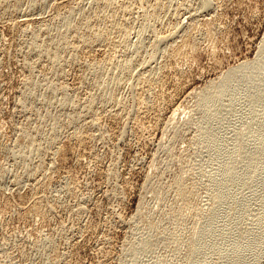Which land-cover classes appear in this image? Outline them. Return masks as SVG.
<instances>
[{
  "label": "rangeland",
  "instance_id": "374dc122",
  "mask_svg": "<svg viewBox=\"0 0 264 264\" xmlns=\"http://www.w3.org/2000/svg\"><path fill=\"white\" fill-rule=\"evenodd\" d=\"M94 1L25 0L18 10L0 8V264H251L255 257L264 264V138L259 136L264 75L238 74L214 87L232 68L259 55L264 0H212L210 9H201V0H165L171 8L167 5L160 19L151 21L155 27L142 35L139 2H148L115 0L130 1L133 11L125 9L120 16L132 48L116 56L141 60L134 59L124 82L108 81L106 71L90 68L106 57L104 43L82 44V33L66 31L62 22L68 5H74L71 20L77 22L94 11ZM112 19L104 22L110 26ZM170 27L175 38L151 56L154 35H166ZM63 30L70 45L57 49L62 69H53L46 56L36 55L35 46L55 40ZM113 35L111 40L118 39ZM139 36L143 47L135 55ZM183 39L194 50L175 64L167 52ZM151 81L159 84L148 87ZM206 90L211 99L201 103ZM92 95L96 102L87 111ZM111 97L126 108L103 103ZM76 115L80 120L73 125L69 121ZM88 116L97 118L99 128L89 125ZM76 128L82 142L75 140ZM24 133L36 145L30 154L18 146ZM205 137L220 141L216 153ZM228 168L231 176L225 174ZM41 200L52 208L48 220L33 215V203Z\"/></svg>",
  "mask_w": 264,
  "mask_h": 264
},
{
  "label": "bare ground",
  "instance_id": "6f19581e",
  "mask_svg": "<svg viewBox=\"0 0 264 264\" xmlns=\"http://www.w3.org/2000/svg\"><path fill=\"white\" fill-rule=\"evenodd\" d=\"M11 1V3H8V0H0V8H3L4 6H9V7H11V8H13L14 10H18V8L20 7V5H22V3L25 1V0H10ZM75 1V0H74ZM128 1V0H127ZM131 2H135V0H130ZM129 1V3H121V4H118L115 0H95L94 1V3H95V9H94V11L92 12L91 11V14H89V15H86V14H82L81 16H80V20H76L77 22H75V20H71V17L73 16V14L74 13H76V11H75V8H74V5L72 6L71 4L70 5H68L67 6V8L65 7V12H64V21H62L63 23H64V27L66 28L65 30L66 31H68V30H71V31H73L75 34H79L80 35V37H81V41H80V43H82V44H85V45H91V44H95V43H104V45H106L107 46V49H106V47L104 48V49H106L107 51V55H106V57L104 58V59H102L101 61H92L91 63H87L89 66H90V68H92V69H99V70H103V71H106L107 72V75H108V78H106L108 81H110V80H119V81H121V82H124V81H126L127 79H128V77H129V73H130V69H134V68H132L133 67V65H134V63L136 62V60H138L137 58L135 59V58H131V59H128L129 57H130V55H129V57L127 58V59H124V60H122V58L120 57V59L121 60H119V58H117V56H116V54L119 52V50H126V49H129L132 45H128V41H127V38L129 37H127V33L129 32H127V27L128 26H126L127 24L124 22V21H122V19H121V14H122V12H124V10L125 9H127V11L129 10V8L131 7V2ZM137 1V0H136ZM143 1V0H142ZM145 1H147L148 3H146V4H149V8L150 9H148V6H146V4H145V6L147 7V9L145 8V6H143L142 5V3L143 2H139L140 3V6H141V13H142V15H143V20H144V22L145 23H143L142 25V31L140 30V28H138L139 30H140V34L142 35V33H146V31H148V29H150V28H153V27H155L154 26V24L157 22V19H160V16H161V14L163 13V11L167 8V10H168V6L171 4H169V2H168V4H167V2L164 0H145ZM168 1V0H167ZM216 1V0H215ZM223 1V0H222ZM221 1V2H222ZM227 1H229V0H227ZM55 2V1H54ZM212 0H201V2L200 3H202V7L203 8H201V9H207V8H209L210 6H211V4H212ZM217 2H219V1H217ZM224 2V1H223ZM138 3V4H139ZM213 3H215V2H213ZM27 4V3H26ZM144 4V3H143ZM181 4V3H180ZM179 4V5H180ZM218 3H216L215 5H217ZM223 4V3H222ZM25 5V4H24ZM168 5V6H167ZM178 5V4H177ZM201 5V4H200ZM213 5V4H212ZM221 5V4H220ZM66 6V5H65ZM93 6V7H94ZM218 6V5H217ZM178 7H181V6H178ZM182 7H184V6H182ZM199 7V6H198ZM77 8V7H76ZM169 8H171L170 6H169ZM81 9V8H80ZM91 9V8H90ZM93 9V8H92ZM178 9V8H177ZM182 9V8H181ZM210 9V8H209ZM186 10V9H185ZM200 10V9H199ZM27 11H29V10H27ZM33 11V10H32ZM63 11V10H62ZM132 10L130 9L129 10V12H131ZM135 11H136V9H135ZM196 11V10H195ZM201 11V10H200ZM21 12V11H20ZM58 12H60V11H58ZM133 12V11H132ZM165 12V11H164ZM206 12V11H205ZM31 13V12H30ZM33 13V12H32ZM125 13V12H124ZM184 13V12H183ZM191 13V12H190ZM127 13H125V15H126ZM134 14V13H133ZM167 14V13H166ZM187 14H189V13H187ZM193 14V13H192ZM192 14H190V15H192ZM209 14V13H208ZM56 15H57V13H56ZM62 15V14H61ZM141 15V14H140ZM197 15H198V13H197ZM59 16V15H58ZM139 16V15H138ZM188 16V15H187ZM33 17V16H32ZM107 17H109V19H110V17L111 18H113L112 19V21L113 22H111V25L109 26V25H106V23L104 22L105 21V19L107 18ZM190 17V16H189ZM195 17V16H194ZM27 18V17H26ZM60 18V17H59ZM123 18H124V14H123ZM140 18H142V17H140ZM191 18V17H190ZM189 18V19H190ZM210 18V17H209ZM58 19V18H57ZM56 19V20H57ZM128 19H129V17H128ZM193 18H191V20H192ZM41 20V19H40ZM61 20V19H60ZM142 20V19H141ZM140 20V21H141ZM197 20V19H196ZM216 20V19H215ZM59 21V20H58ZM108 21H110V20H108ZM130 21V20H129ZM151 21H154L153 23L151 22ZM194 21V20H193ZM61 22V23H62ZM127 22V21H126ZM179 22V21H178ZM211 22V21H210ZM56 23V22H55ZM202 23V22H201ZM206 23H208L209 24V22H206ZM205 23V24H206ZM213 23V22H212ZM214 23H215V21H214ZM213 23V24H214ZM107 24H108V22H107ZM191 24V23H190ZM207 24V25H208ZM37 25V24H36ZM44 25V24H43ZM197 25V24H196ZM203 25H204V23H203ZM211 25V24H210ZM218 25V24H217ZM40 26V25H39ZM159 26V25H158ZM170 26V25H169ZM168 26V27H169ZM195 26V25H194ZM198 26V25H197ZM200 26V25H199ZM198 26V27H199ZM212 26V25H211ZM214 26H215V24H214ZM161 27V26H160ZM172 27V26H171ZM170 27V28H171ZM177 27H179V26H177ZM201 27H203V26H201ZM207 27V26H206ZM205 27V28H206ZM218 27V26H217ZM222 27V26H221ZM42 28H43V26H42ZM131 28V27H130ZM163 28V27H162ZM189 28V27H188ZM191 28H192V26H191ZM211 28L212 27H210V29L209 28H207V31H206V33L207 32H209V34H210V36H211ZM219 28V27H218ZM161 29V28H160ZM172 29V28H171ZM171 29H170V31H171ZM190 29V28H189ZM203 29V28H202ZM216 29V28H215ZM26 30V29H25ZM39 30V29H38ZM65 30H63L64 31V33L63 34H58V35H60V36H58V35H56V36H58L57 38H55V40H53V39H51L49 42L47 41L46 43L45 42H43V44H40V45H38V43L36 44L37 45V47L35 46V48H37V52H36V55H37V53L39 54V55H43V56H46L47 58H48V60H50L51 61V63H52V68L54 69L56 66H58V67H60V65H62V59L61 58H59L58 56H57V49H60V50H64V49H67L68 48V45H70V44H68V39L70 38L69 36H66V32H65ZM131 30H132V28H131ZM130 30V31H131ZM175 30H177V29H175ZM184 30V29H183ZM150 31V30H149ZM151 31H153V29L151 30ZM155 31V30H154ZM158 31V30H157ZM165 31H167V30H165ZM178 31V30H177ZM182 31V30H181ZM203 31H204V29H203ZM215 31V30H214ZM27 32V31H26ZM159 32L161 33V30H159ZM186 32H187V30H186ZM185 32V33H186ZM193 32V31H192ZM205 32V31H204ZM163 33H165V32H163ZM162 33V34H163ZM177 33V32H176ZM184 33V34H185ZM198 33V32H197ZM113 34H117V36H118V39L117 40H119L117 43L116 42H114V40H116L115 38H113V40H111V36L113 35ZM200 34V33H199ZM68 35V34H67ZM137 35V34H136ZM178 35V34H177ZM114 37H115V35H113ZM146 36V35H145ZM156 38H155V43H154V46H153V50H152V52H153V55L151 54V56H153L154 57V55H155V53L157 52V50H158V46L159 45H162V44H165V43H167V41H169V40H171V39H173V38H175V33L173 32V29H172V32H167V34L166 35H154ZM188 36V35H187ZM204 35H202V37H203ZM209 36V35H208ZM207 36V37H208ZM215 36H216V34H215ZM219 36V35H218ZM37 37V36H36ZM69 37V38H68ZM140 37V36H139ZM147 37V36H146ZM179 37V36H178ZM212 37H213V35H212ZM212 37H209V38H212ZM180 38V37H179ZM178 38V39H179ZM184 38V37H183ZM206 38V37H205ZM215 38V37H214ZM214 38H213V40H214ZM217 38V37H216ZM78 39V38H77ZM129 39V38H128ZM149 39V38H148ZM154 39V38H153ZM207 39V38H206ZM187 40V39H186ZM185 39H183L179 44H177L175 47H174V49H172L171 48V50H170V52H167V54H168V56L166 57L167 59H169V61H171V62H175V61H178V60H180L181 58H183L184 56H186V54H188L187 52L189 51V50H194L193 49V47H192V45L188 42V41H186ZM198 40V39H197ZM196 40V41H197ZM203 40V39H202ZM211 40V39H210ZM32 41V40H31ZM34 42V41H33ZM143 39H142V36L139 38V40H138V43L135 45L134 44V46H133V48H134V52H135V55L137 54V55H139L138 53L140 52V50L142 49V47H143ZM153 42V41H152ZM173 42H174V40H173ZM206 42V41H205ZM35 43V42H34ZM130 43V42H129ZM208 43H211L210 41L208 42ZM153 44V43H152ZM172 44V43H171ZM217 44V43H216ZM33 45V44H32ZM35 45V44H34ZM75 45V44H74ZM194 45V44H193ZM199 45V44H198ZM214 45V44H213ZM213 45H211L212 47H213ZM164 46V45H163ZM206 46V45H205ZM150 47V46H149ZM194 47H195V45H194ZM71 48H73V47H71ZM132 48V47H131ZM206 48V47H205ZM34 49V48H33ZM32 49V50H33ZM76 49V48H75ZM170 49V48H169ZM196 49V48H195ZM210 49V48H209ZM212 49V48H211ZM86 50V49H85ZM131 50V49H130ZM129 50V51H130ZM161 50V49H160ZM163 50V49H162ZM191 50V51H192ZM34 51H35V49H34ZM67 51V50H66ZM105 51V50H104ZM128 51V50H127ZM144 51V50H143ZM106 52H104V54L106 53ZM123 52V51H122ZM131 52H133V51H131ZM130 52V53H131ZM160 52V51H159ZM158 52V53H159ZM195 52V51H194ZM151 53V52H150ZM191 53V52H190ZM199 53V52H198ZM213 53H214V51H213ZM217 53V52H216ZM123 54V53H122ZM165 54V53H164ZM74 55H76V54H74ZM74 55H72V56H74ZM128 55V54H127ZM134 55V54H133ZM132 55V56H133ZM189 55V54H188ZM68 56H69V54H68ZM83 56V55H82ZM70 57V56H69ZM68 57V58H69ZM136 57V56H135ZM150 57V56H149ZM155 57H156V55H155ZM192 57H193V55H192ZM212 57V56H211ZM73 58H75V57H73ZM143 58V57H142ZM145 58V57H144ZM188 58H190V57H188ZM66 59V58H65ZM118 59V60H117ZM134 59H135V62H134ZM158 59V58H157ZM163 60H164V58H162ZM161 59V60H162ZM186 59H187V57H186ZM63 60H64V58H63ZM74 60V59H73ZM87 60V59H86ZM143 60V59H142ZM147 60H149V58L147 59ZM154 60H156V59H154ZM153 60V61H154ZM166 60V59H165ZM190 60V59H189ZM26 61V60H25ZM39 61V60H38ZM66 61V60H65ZM80 61V60H79ZM78 61V62H79ZM139 61V60H138ZM141 61V60H140ZM139 61V62H140ZM151 61V60H150ZM182 61V60H181ZM184 61V60H183ZM186 61V60H185ZM188 61V60H187ZM68 62V61H67ZM75 62V61H74ZM81 62V61H80ZM146 62V61H145ZM144 62V63H145ZM148 62V61H147ZM29 64H30V62H28ZM143 63V64H144ZM168 63V60H167V62H166V64ZM179 63V62H178ZM190 63V62H189ZM29 64H27V65H29ZM138 64V63H137ZM140 64V63H139ZM139 64H138V66H139ZM146 64V63H145ZM150 64V63H149ZM164 64H165V62H164ZM174 64V63H173ZM175 64H176V62H175ZM182 64V63H181ZM192 64V63H191ZM154 65V64H153ZM180 65V64H179ZM32 66V65H31ZM145 66V65H144ZM158 66V65H157ZM165 66L166 65H164V68H165ZM168 66V65H167ZM170 66H172V65H170ZM187 66H188V64H187ZM88 67V66H87ZM142 67V66H141ZM154 67V66H153ZM61 68V67H60ZM136 68V67H135ZM137 68H140V67H137ZM180 68H181V66H180ZM62 69V68H61ZM157 69V68H156ZM161 69V68H160ZM168 69V68H167ZM32 70H34V69H32ZM31 70V71H32ZM36 70V69H35ZM142 70V69H141ZM181 70V69H180ZM132 71V70H131ZM140 71V70H139ZM157 71V70H156ZM47 72V71H46ZM135 72H136V70H135ZM142 72V71H141ZM250 72H252L253 73V75H255L256 77H261L262 75H264V42L261 44V46H260V53H259V55L257 56V58L254 60V61H252V62H247V63H244V64H241V65H239V66H237V67H235V68H232L230 71H229V73L226 75V77H224V79H222L218 84H216L214 87H215V89H217V88H219V87H221V86H223V85H225V84H227L229 81H230V79L233 77V76H235V75H238V74H243V75H248ZM134 73V72H133ZM61 74V73H60ZM135 74V73H134ZM143 74H145V73H143ZM152 74V73H151ZM147 75V74H146ZM133 76V75H132ZM148 76V75H147ZM57 77V76H56ZM61 77V76H60ZM139 77H141L140 75H139ZM143 77V76H142ZM156 77V76H155ZM178 77H180V76H178ZM163 78H165V77H163ZM170 78V77H169ZM130 79V78H129ZM155 79V78H154ZM154 79H153V81H154ZM135 80V79H134ZM139 80V79H138ZM141 80V79H140ZM149 80V79H148ZM152 80V79H151ZM156 80H157V78H156ZM159 80V79H158ZM163 80V79H162ZM153 81H151L150 83H149V86L148 87H151L152 85H154V86H156L155 84L156 83H158V81H155V82H153ZM149 82V81H148ZM164 82H166L165 80H164ZM178 82V81H177ZM57 83V82H56ZM159 83H160V80H159ZM158 83V84H159ZM169 83V82H168ZM148 85V84H147ZM185 85V84H184ZM60 86V85H59ZM137 86V85H136ZM212 86V85H211ZM135 87V86H134ZM96 88H97V91H98V93H99V97H100V94L102 93V91H103V87H102V85H100V84H98V85H96ZM133 88V87H132ZM160 88V87H159ZM163 88V87H162ZM209 88V87H208ZM150 89V88H149ZM156 89V88H155ZM143 91V90H142ZM151 91V90H150ZM173 91V90H172ZM137 92V91H136ZM165 92V91H164ZM174 92V91H173ZM195 92V91H194ZM147 93H149V92H147ZM169 93V92H168ZM199 93V92H198ZM133 94H134V92H133ZM145 94V93H144ZM154 95V94H153ZM156 95V94H155ZM163 95V94H162ZM169 95H171V94H169ZM211 95H212V92L210 91V90H206V91H204L203 93H201L200 94V99H201V103H204V102H208L210 99H211ZM135 96V95H134ZM140 96H141V94H140ZM144 96V95H143ZM148 96H149V94H148ZM160 96V95H159ZM166 96V95H165ZM137 97V96H136ZM135 97V98H136ZM157 97V96H156ZM161 97V96H160ZM159 97V98H160ZM163 97V96H162ZM192 97V96H191ZM134 98V99H135ZM167 98V97H166ZM173 98V97H172ZM96 100V97L94 96V95H92V97H91V99H89V102H88V104H87V111H90V110H92V106H93V104L96 102L95 101ZM140 100V99H139ZM143 100V99H142ZM136 101H137V99H136ZM141 101V100H140ZM145 101V100H144ZM98 102V101H97ZM100 102V101H99ZM103 101H101L100 103H102ZM108 102H111V104L113 103V104H115V105H117V106H119L120 108L121 107H123L125 104H124V102L122 101V100H120L118 97H111L110 99H109V101H106V102H103V103H108ZM130 102V101H129ZM142 102V101H141ZM149 102V101H148ZM99 103V104H100ZM159 103V102H158ZM169 103V102H168ZM79 104V103H78ZM132 104V103H131ZM101 105V104H100ZM139 105V104H138ZM161 105V104H160ZM105 106V105H104ZM110 106V105H109ZM128 106V105H127ZM129 106H131V105H129ZM134 105H132V107H133ZM137 106V105H136ZM145 106H146V104H145ZM152 106V105H151ZM158 106V105H157ZM125 107V106H124ZM138 107V106H137ZM136 107V108H137ZM150 107V106H149ZM161 107V106H160ZM178 107V106H177ZM126 108V107H125ZM131 108V107H130ZM162 108V107H161ZM80 109V108H79ZM123 109V108H122ZM121 109V110H122ZM132 109V108H131ZM156 109V108H155ZM111 110V109H110ZM109 110V111H110ZM120 110V109H119ZM119 110L117 111V113H119ZM174 110V109H173ZM176 110V109H175ZM179 110H180V108H179ZM178 110V111H179ZM94 111V110H93ZM92 111V112H93ZM155 111V110H154ZM177 111V110H176ZM86 112V111H85ZM104 112V111H103ZM123 112H124V110H123ZM138 112V111H137ZM172 112H174V111H172ZM87 113V112H86ZM94 113V112H93ZM92 113V114H93ZM111 113V112H110ZM109 113V114H110ZM114 113V112H113ZM144 113V112H143ZM181 113V112H180ZM82 114V113H81ZM81 114H80V116H81ZM116 114V113H115ZM115 114H113V117H114V115ZM120 114V113H119ZM119 114H118V116H119ZM121 114H122V112H121ZM120 114V115H121ZM86 115V114H85ZM84 115V116H85ZM134 115V114H133ZM78 116H79V113H78ZM78 116L76 115L75 117H73L69 122L71 123V124H73V125H75V123L77 122V120H80V119H78ZM98 116V115H97ZM150 116V115H149ZM158 116V115H157ZM169 116V115H168ZM172 116V115H171ZM173 116H174V114H173ZM140 117V116H139ZM145 117V116H144ZM144 117H142L143 119H144ZM87 118H89V116L87 117ZM122 118H123V116H122ZM122 118H120V119H122ZM146 118V117H145ZM153 118H154V116H153ZM85 119V118H84ZM90 119V118H89ZM151 119H152V117H151ZM150 119V120H151ZM82 120V119H81ZM86 120V119H85ZM88 120V119H87ZM86 120V121H87ZM91 120V119H90ZM89 120V121H90ZM114 120V119H113ZM138 120V119H137ZM172 120V119H171ZM97 118L96 117H94V116H92V120L89 122V125L91 126H93L94 124H96L97 123ZM100 121V120H99ZM121 121V120H120ZM82 122H84L83 120H82ZM116 122V121H115ZM114 122V123H115ZM133 122V121H132ZM80 123V122H79ZM125 123V122H124ZM138 123V122H137ZM70 124V125H71ZM78 124V123H77ZM99 124V123H98ZM109 124V123H108ZM116 124V123H115ZM142 124V123H141ZM144 124V123H143ZM69 125V126H70ZM79 125V124H78ZM97 125V124H96ZM95 125V126H96ZM102 125H103V121H102ZM123 125V124H122ZM124 125H126V124H124ZM98 126V128H99V125H97ZM142 126V125H141ZM144 126V125H143ZM142 126V127H143ZM103 127H104V129L107 127H105L104 125H103ZM129 127V126H128ZM147 127V126H146ZM73 128V127H72ZM108 128V127H107ZM140 128V127H139ZM75 129V128H74ZM110 129H111V127H110ZM138 129V128H137ZM142 129V128H141ZM151 129V128H150ZM73 130V129H72ZM76 130H77V128H76ZM76 130H74V131H76ZM80 130V129H79ZM85 130V129H84ZM89 130V129H88ZM101 130V129H100ZM103 130V129H102ZM106 130V129H105ZM78 131V130H77ZM86 131V130H85ZM95 131V130H94ZM107 131V130H106ZM111 131V130H110ZM115 131V130H114ZM125 131V130H124ZM79 132V133H78ZM77 132V134H75V140L77 141V142H82L81 140H82V137H81V134L82 133H80L81 131H78ZM89 132V131H88ZM87 132V133H88ZM92 132V131H91ZM96 132V133H95ZM94 132V134H98V133H100L101 131H98V133H97V131H95ZM105 132V131H104ZM112 132V131H111ZM118 132V131H117ZM75 133V132H74ZM73 132H72V134H74ZM103 133V132H102ZM101 133V134H102ZM109 133V132H108ZM143 132H141V134H142ZM66 134V133H65ZM105 134V133H104ZM113 134V133H112ZM119 134H121V133H119ZM132 134V133H131ZM90 135V134H89ZM103 135V134H102ZM102 135H100V136H102ZM106 135H107V132H106ZM133 135V134H132ZM147 135V134H146ZM86 136V135H85ZM104 136V135H103ZM108 136V135H107ZM138 136V135H137ZM143 136V135H142ZM149 136V135H148ZM259 136L261 137V138H264V132H260L259 133ZM22 137H23V139H22V141L20 142V143H18V146L20 147V148H25L26 150H27V152L30 154V153H32V150H34V147L36 146V145H33V143H34V141L32 140V138L30 137V135L28 134V133H24V134H22ZM87 137H88V135H87ZM90 137V136H89ZM95 137V136H94ZM110 137V136H109ZM120 137V136H119ZM97 138V137H96ZM102 138H104V137H102ZM106 138V137H105ZM112 138V137H111ZM117 138H118V135H117ZM139 138H141V137H139ZM148 138V137H147ZM146 138V139H147ZM85 139V138H84ZM98 139V138H97ZM100 139V138H99ZM144 139V138H143ZM150 139V138H149ZM86 140V139H85ZM84 140V141H85ZM96 140V139H95ZM205 140H206V142L208 143V145L212 148V150H213V152L214 153H216V151H217V147H218V144L220 143V141H218V142H215L213 139H208V138H206L205 137ZM26 141V144L24 143ZM73 141V140H72ZM109 141V140H108ZM119 141V140H118ZM76 142V143H77ZM88 142V141H87ZM136 142V141H135ZM149 142V141H148ZM97 143V142H96ZM110 143V142H109ZM137 143V142H136ZM35 144V143H34ZM37 144V143H36ZM53 144V143H52ZM80 144V143H79ZM83 145V144H82ZM81 145V146H82ZM85 145V144H84ZM95 145V144H94ZM48 146H49V144H48ZM62 146V145H61ZM73 146V145H72ZM78 145H76V147H77ZM88 146V145H87ZM102 146V145H101ZM129 146V145H128ZM40 147V146H39ZM57 147V146H56ZM79 147V146H78ZM104 147V146H103ZM84 148V147H83ZM57 150V149H56ZM59 150V149H58ZM62 150V149H61ZM60 150V151H61ZM0 151H1V149H0ZM57 152V151H56ZM66 152V151H65ZM65 152H63L64 154H65ZM53 153V152H52ZM61 153V152H60ZM67 153V152H66ZM42 154V153H41ZM57 154H59V153H57ZM62 154V153H61ZM88 154V153H87ZM39 155V154H38ZM103 155V154H102ZM54 156V155H53ZM58 156H60V155H58ZM40 157V156H39ZM64 157V156H63ZM82 159V158H81ZM84 159V158H83ZM223 159H224V161L225 162H227L228 161V159H229V156L228 155H223ZM42 160V159H41ZM50 161V160H49ZM54 161V160H53ZM93 161V160H92ZM77 162V161H76ZM40 163V162H39ZM43 164V163H42ZM93 164V163H92ZM41 165V164H40ZM49 165V164H48ZM46 166V165H45ZM53 166V165H52ZM96 166V165H95ZM39 167V166H38ZM33 168V167H32ZM92 168V167H91ZM35 169V168H34ZM33 169V170H34ZM40 169H42V168H40ZM45 169H47V168H45ZM51 169H52V167H51ZM59 169V168H58ZM31 171V170H30ZM37 171V170H36ZM45 171V170H44ZM93 171V170H92ZM96 171V170H95ZM116 172V171H115ZM29 173V172H28ZM28 173H27V175H28ZM31 173H33V172H31ZM31 173H29L30 175H31ZM35 173V172H34ZM93 173V172H92ZM232 173H233V170L231 169V168H228L227 169V171H226V176H231L232 175ZM42 175H44V174H42ZM18 176V175H17ZM20 177L22 176V175H19ZM38 176H40V175H38ZM51 176V175H50ZM62 176V175H61ZM115 176V175H114ZM44 177V176H43ZM69 177V176H68ZM18 178V177H17ZM37 178V177H36ZM39 178V180H40V177H38ZM19 179V178H18ZM44 179V178H43ZM64 179V178H63ZM66 179V178H65ZM71 179V178H70ZM20 180V179H19ZM33 180V179H32ZM74 180V179H73ZM16 181H18V180H16ZM21 181V180H20ZM20 181H19V183H20ZM36 179H35V184H36ZM70 181V180H69ZM68 181H66V183H67ZM21 184V183H20ZM40 184V183H39ZM33 185V184H32ZM48 185V184H47ZM66 185V184H65ZM69 185V184H68ZM72 185H74V184H72ZM76 185H78V184H76ZM14 188V187H13ZM50 188V187H49ZM70 188V187H69ZM78 188V187H77ZM98 188V187H97ZM23 189V188H22ZM34 189H35V187H34ZM41 189H43V187L41 188ZM73 189V188H72ZM47 190V189H46ZM46 190H44V191H46ZM80 190V189H79ZM31 191V190H30ZM33 191V190H32ZM31 191V192H32ZM39 191V190H38ZM67 191V190H66ZM69 191V190H68ZM35 192V191H34ZM80 192V191H79ZM78 192V193H79ZM44 193H46V192H44ZM32 194H33V192H32ZM42 194V190H41V193H39V195H41ZM42 195H44V194H42ZM70 195V194H69ZM76 195V194H75ZM30 196V195H29ZM32 196V195H31ZM35 196V195H34ZM38 196V195H37ZM36 196V197H37ZM44 197V196H43ZM80 197V196H79ZM82 197V196H81ZM84 197V196H83ZM89 197V196H88ZM33 198V197H32ZM31 199V198H30ZM35 199V198H34ZM88 199V198H87ZM22 200V199H21ZM36 200V199H35ZM19 201V200H18ZM37 201V200H36ZM74 201V200H73ZM23 202V201H22ZM11 203V202H10ZM33 209H32V212H33V215H34V217L36 216L37 218H41V220H46L47 218H46V215L47 214H49L48 213V210L49 209H52V208H50V206H48L47 205V202L46 201H43V200H41L40 201V203H37V204H34L33 203ZM23 206V205H22ZM32 206V205H31ZM19 207V206H18ZM53 207V206H52ZM97 207V206H96ZM10 209V208H9ZM56 209H58V208H56ZM85 209V208H84ZM93 209V208H92ZM13 210V209H12ZM72 211H73V209H72ZM89 212V211H88ZM27 213V212H26ZM83 213V212H82ZM29 214V213H28ZM52 214V213H51ZM72 214H73V212H72ZM25 216V215H24ZM30 216H31V214H30ZM71 216V215H70ZM50 217V216H49ZM26 218V217H25ZM31 218V217H30ZM46 218V219H45ZM75 218V217H74ZM81 219V218H80ZM36 220V219H35ZM48 220V219H47ZM32 221V220H31ZM33 222V221H32ZM35 222V221H34ZM46 223H47V221H46ZM45 224V223H44ZM49 224V223H48ZM34 225V224H33ZM77 225V224H76ZM87 225V224H86ZM85 225V226H86ZM92 225V224H91ZM89 226V225H88ZM92 227V226H91ZM70 228H71V226H70ZM80 229V228H79ZM86 229V228H85ZM94 229V228H93ZM100 229V228H99ZM103 229V228H102ZM89 230V229H88ZM95 230V229H94ZM90 231V230H89ZM78 232H80V231H78ZM85 234V233H84ZM98 234V233H97ZM108 234V233H107ZM82 235V234H81ZM93 236V235H92ZM99 236V235H98ZM103 236V235H102ZM109 237V236H108ZM79 238V237H78ZM87 238V237H86ZM88 239V238H87ZM86 239V240H87ZM102 239V238H101ZM103 239H104V237H103ZM95 242V241H94ZM67 243H68V240H67ZM84 243V242H83ZM205 243H206V239H203L201 242H200V244L201 245H205ZM71 244V243H70ZM74 244V243H73ZM106 244V243H105ZM79 246V245H78ZM75 249V248H74ZM100 249V248H99ZM98 249V250H99ZM76 250V249H75ZM68 251V250H67ZM100 251V250H99ZM70 252H72V251H70ZM65 253V252H64ZM68 253V252H67ZM66 253V254H67ZM58 253H56L55 255H57ZM99 254H101V253H99ZM59 255V254H58ZM57 255V256H58ZM61 256V255H60ZM106 256V255H105ZM104 256V257H105ZM109 256V255H108ZM56 258V256L54 257V259ZM53 259V260H54ZM57 259V258H56ZM56 259L54 260L55 262H56ZM58 261L57 262H60L59 261V259H57ZM99 260V259H98ZM109 261V260H108ZM69 263V262H68ZM71 263V262H70ZM74 263V262H73ZM104 263V262H103ZM96 264H97V262H96ZM251 264H257V257H255L254 259H253V261L251 262Z\"/></svg>",
  "mask_w": 264,
  "mask_h": 264
}]
</instances>
